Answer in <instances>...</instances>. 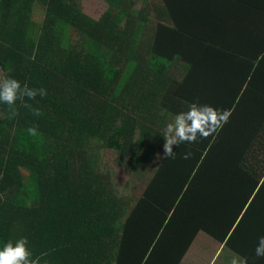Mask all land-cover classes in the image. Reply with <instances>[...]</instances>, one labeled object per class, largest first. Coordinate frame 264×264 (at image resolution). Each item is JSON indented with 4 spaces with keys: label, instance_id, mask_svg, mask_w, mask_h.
Here are the masks:
<instances>
[{
    "label": "trees",
    "instance_id": "obj_1",
    "mask_svg": "<svg viewBox=\"0 0 264 264\" xmlns=\"http://www.w3.org/2000/svg\"><path fill=\"white\" fill-rule=\"evenodd\" d=\"M106 2L96 19L78 0H0V80L37 91L0 102V249L26 237L38 264H190L203 234L264 264V0ZM192 103L232 114L162 158ZM104 150L155 168L140 194H119Z\"/></svg>",
    "mask_w": 264,
    "mask_h": 264
},
{
    "label": "clouds",
    "instance_id": "obj_2",
    "mask_svg": "<svg viewBox=\"0 0 264 264\" xmlns=\"http://www.w3.org/2000/svg\"><path fill=\"white\" fill-rule=\"evenodd\" d=\"M20 93V95H18ZM37 95L35 89H31L27 84L23 86L14 78H4L0 80V102H3L12 108L16 100L23 99L27 96L29 99H34ZM40 95L45 96V89H40ZM25 107H31L24 104ZM35 115H40L39 110L33 109ZM231 111L227 109H217L208 104L192 103L188 106L187 111L179 112L175 115L174 121L168 123L163 130V154L160 155L164 159L176 157V152L173 151V146L177 148L181 144H196L200 140L207 139L209 136L222 129L231 116ZM18 115V112L13 108L12 116ZM27 131L31 135H36V128H28ZM192 156L191 151L183 154L184 159H189ZM28 240L26 237L17 239L14 243L7 242L0 249V264H38V261L32 259V253L27 247ZM257 257H264V236L258 240L255 248ZM231 264H246V260H238L233 258Z\"/></svg>",
    "mask_w": 264,
    "mask_h": 264
},
{
    "label": "rangeland",
    "instance_id": "obj_3",
    "mask_svg": "<svg viewBox=\"0 0 264 264\" xmlns=\"http://www.w3.org/2000/svg\"><path fill=\"white\" fill-rule=\"evenodd\" d=\"M78 2L87 14L96 19H100L107 11L106 0H78ZM42 17V13L39 12L37 15L38 20H41ZM102 154L105 157L106 169L110 173L111 181L122 196L140 194L148 184V178L155 173V168L150 165L140 167L129 164L128 160L120 157L116 151L104 150ZM217 249L218 241L216 239L201 234L194 241L188 253L189 263L203 264L205 260L210 259L216 254ZM222 257L228 260V262L236 258L235 253L227 248L222 250Z\"/></svg>",
    "mask_w": 264,
    "mask_h": 264
},
{
    "label": "crops",
    "instance_id": "obj_4",
    "mask_svg": "<svg viewBox=\"0 0 264 264\" xmlns=\"http://www.w3.org/2000/svg\"><path fill=\"white\" fill-rule=\"evenodd\" d=\"M261 21L262 20L259 19V22H261ZM224 248H225L224 245L218 241V249H217L216 254H214L210 259L205 260V262L203 264H215L217 262H219V264H231V262H228V260H226L222 257V250ZM218 256H219V258H218ZM235 256L238 260H245V258L240 256L238 253H235Z\"/></svg>",
    "mask_w": 264,
    "mask_h": 264
}]
</instances>
